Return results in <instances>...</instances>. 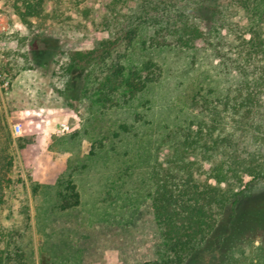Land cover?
<instances>
[{
    "label": "rangeland",
    "instance_id": "rangeland-1",
    "mask_svg": "<svg viewBox=\"0 0 264 264\" xmlns=\"http://www.w3.org/2000/svg\"><path fill=\"white\" fill-rule=\"evenodd\" d=\"M109 2L63 0L54 11L48 2L43 18L24 25L15 13L17 0H0V116L7 124V130H0V158L13 156L10 176L21 181L0 207V249L14 254L15 245L24 255L23 261L15 258L9 264H142L159 259L164 239L150 197L156 173L167 167L174 144L187 130L222 123L228 133L235 127L232 118L223 121L219 114L225 97L234 96L241 81L223 63L234 43L227 32L195 48L143 49L141 41L152 34L144 29L126 62L152 61L159 68L157 79L129 102L119 96L115 107L103 108L81 95L74 100L70 78L61 70L72 52L92 50L109 37L92 23ZM256 8L264 10V0ZM229 18L235 28L246 29L247 17L240 9ZM61 123L70 131L57 135ZM15 124L21 126L20 135L12 134ZM252 124L247 132H236L234 150L241 161L264 163V133L256 141ZM192 159L198 162V177L209 163ZM2 164L0 159V168ZM250 180L245 177L244 183ZM70 184L76 186L79 202L65 208ZM262 193L264 180L251 184L243 200ZM255 241L258 246L259 238Z\"/></svg>",
    "mask_w": 264,
    "mask_h": 264
},
{
    "label": "trees",
    "instance_id": "trees-1",
    "mask_svg": "<svg viewBox=\"0 0 264 264\" xmlns=\"http://www.w3.org/2000/svg\"><path fill=\"white\" fill-rule=\"evenodd\" d=\"M17 2L15 13L26 25L46 15L48 2L54 11L61 7L63 0ZM259 2L110 0L103 5L98 21L92 20L109 37L92 50L72 52L61 70V75L70 78L69 89L74 100L78 101L81 95L93 104L110 108L119 104V96L124 102L136 98L160 73L152 61L136 66L126 62L142 30H152L140 43L143 49L169 46L190 49L210 41L212 36L221 37L224 32L233 37L234 43L229 54L223 56V63L235 70L241 81L236 94L225 97L219 114L223 113V121L226 117L232 118L235 127L227 133L226 124L218 123L206 129L200 125L195 132H184L182 140L174 144L167 167L156 173L150 193L156 224L164 239L163 255L142 264H264V193L246 202L243 200L251 184L264 180V163L241 161L233 139L236 132H247L253 121L256 141L264 133V101L261 100L264 10L256 8ZM236 9L246 14L248 22L244 31L235 28L229 18V13ZM35 59L40 60L38 56ZM5 121L0 116V130L5 127L7 130ZM8 139L12 141L9 134ZM18 141L19 147L24 148L26 143L20 138ZM193 157L209 163L198 177L194 172L198 162ZM0 159L3 162L0 168L2 207L7 203L8 193L19 187L21 181L10 176L13 156L4 154ZM199 167L203 168L202 164ZM245 177L251 180L244 183ZM68 190L70 201L65 208L79 202L76 186L70 184ZM257 237L259 244L255 246ZM14 247V254L0 249V264H9L15 258L24 260L23 252Z\"/></svg>",
    "mask_w": 264,
    "mask_h": 264
},
{
    "label": "built area",
    "instance_id": "built-area-1",
    "mask_svg": "<svg viewBox=\"0 0 264 264\" xmlns=\"http://www.w3.org/2000/svg\"><path fill=\"white\" fill-rule=\"evenodd\" d=\"M70 131V127L66 123H61L59 126L56 127L55 133L57 135H64ZM21 133V126L20 124H15L12 126V134L14 135H20Z\"/></svg>",
    "mask_w": 264,
    "mask_h": 264
}]
</instances>
